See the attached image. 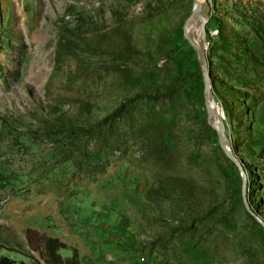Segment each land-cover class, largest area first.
Returning <instances> with one entry per match:
<instances>
[{"label":"rangeland","instance_id":"rangeland-1","mask_svg":"<svg viewBox=\"0 0 264 264\" xmlns=\"http://www.w3.org/2000/svg\"><path fill=\"white\" fill-rule=\"evenodd\" d=\"M203 3L240 170L182 36L195 0H0V258L264 264V0ZM27 229L64 244L59 261Z\"/></svg>","mask_w":264,"mask_h":264},{"label":"water","instance_id":"water-1","mask_svg":"<svg viewBox=\"0 0 264 264\" xmlns=\"http://www.w3.org/2000/svg\"><path fill=\"white\" fill-rule=\"evenodd\" d=\"M182 36L189 41L187 35L183 32L182 30ZM195 50L196 56L199 59V63H200V68L201 71L203 73V78H204V92H203V101H204V106L205 108L210 112V114H212L216 121H217V128L215 129L216 131V139H217V143L219 148L221 149V151L223 152V154L225 155L226 158H228L239 170H240V166H239V162L237 161V159L234 157V155L230 152V150L228 149V147L224 144L223 141V134H224V124L221 120L220 115L214 111L212 108H210V106L208 105V99L210 98L209 96V77L207 74V66H206V59H205V55L203 50ZM244 186H245V181H244V177H242L241 180V195H242V200L244 201Z\"/></svg>","mask_w":264,"mask_h":264},{"label":"bare ground","instance_id":"bare-ground-1","mask_svg":"<svg viewBox=\"0 0 264 264\" xmlns=\"http://www.w3.org/2000/svg\"><path fill=\"white\" fill-rule=\"evenodd\" d=\"M205 5L203 3V0H195V6L194 11L190 18L188 19L185 28L184 33L187 35L189 39V43L192 45L193 48L196 50H203L204 49V34H203V24L205 21V14H204ZM208 105L210 108H212L214 111H216L219 115H221L215 105L213 104L212 100L208 99ZM212 124L213 127L217 128V121L215 118L212 117Z\"/></svg>","mask_w":264,"mask_h":264},{"label":"trees","instance_id":"trees-1","mask_svg":"<svg viewBox=\"0 0 264 264\" xmlns=\"http://www.w3.org/2000/svg\"><path fill=\"white\" fill-rule=\"evenodd\" d=\"M25 239L31 251L36 252L41 258L44 255L49 256L59 261L57 251L64 248V244L58 242L56 239L47 238L37 234L35 231L27 229L25 231ZM45 260V259H44ZM5 258H0V264H10Z\"/></svg>","mask_w":264,"mask_h":264}]
</instances>
